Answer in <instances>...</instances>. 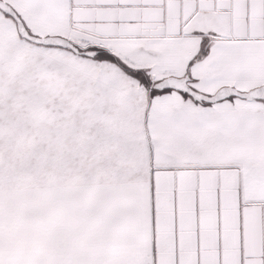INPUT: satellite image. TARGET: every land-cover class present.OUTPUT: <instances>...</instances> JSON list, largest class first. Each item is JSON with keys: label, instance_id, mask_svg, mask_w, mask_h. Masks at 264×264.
<instances>
[{"label": "snow or ice", "instance_id": "obj_1", "mask_svg": "<svg viewBox=\"0 0 264 264\" xmlns=\"http://www.w3.org/2000/svg\"><path fill=\"white\" fill-rule=\"evenodd\" d=\"M0 264H264V0H0Z\"/></svg>", "mask_w": 264, "mask_h": 264}]
</instances>
